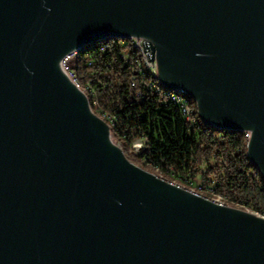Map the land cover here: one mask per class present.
<instances>
[{"label":"water","instance_id":"obj_1","mask_svg":"<svg viewBox=\"0 0 264 264\" xmlns=\"http://www.w3.org/2000/svg\"><path fill=\"white\" fill-rule=\"evenodd\" d=\"M127 36L264 175V0H0V264H264V216L133 163L63 71Z\"/></svg>","mask_w":264,"mask_h":264},{"label":"trees","instance_id":"obj_2","mask_svg":"<svg viewBox=\"0 0 264 264\" xmlns=\"http://www.w3.org/2000/svg\"><path fill=\"white\" fill-rule=\"evenodd\" d=\"M117 40L107 37L81 46L76 51L74 70L81 88L88 82L94 86L98 108L121 118L119 126L110 125V131L127 158L176 183L179 182L169 175L170 171L193 176L201 173L203 185L199 190L192 188L195 192L208 198L219 196L226 205L264 215V175L248 158L245 132L205 124L194 102V117L200 124L198 131L189 129L177 106L167 104L157 108L158 95L148 94L145 102L137 104L134 89L128 82L130 67L120 57L125 46H120ZM104 43L108 48L101 52L99 47ZM129 52L131 56L136 54ZM86 94L93 112L99 115L92 96ZM129 97L132 104L127 102ZM103 120L108 123L107 119ZM140 134L151 140L145 161L140 156L133 157L130 151L131 141ZM201 166L206 170H201ZM210 184L214 185L213 191L207 189Z\"/></svg>","mask_w":264,"mask_h":264},{"label":"built area","instance_id":"obj_3","mask_svg":"<svg viewBox=\"0 0 264 264\" xmlns=\"http://www.w3.org/2000/svg\"><path fill=\"white\" fill-rule=\"evenodd\" d=\"M117 38H118L117 40L118 44L120 46H125V49L123 50V52H121L120 57L123 59L124 63L128 64L130 67L131 73L129 75L128 82H129V87L134 89V95L137 101L136 103L139 104L145 102L148 94L158 95L159 99L156 100L158 104L157 108L167 104H173L177 106L180 110L183 120L189 126V129H193L195 131L200 130V124L194 117V107L192 106L193 102L196 106V101L186 92L181 90H172L168 87H165L161 83L157 73L156 60H151V59L147 60L145 51L141 43L143 37L127 36V37H117ZM107 48L108 45L104 43L99 47V50L101 52H105ZM130 50L136 53L135 56H131V53L129 52ZM76 51L77 50H73L62 57L60 64L63 71L67 74L69 80L73 84H75L79 89L83 90L87 99L88 96L86 92H88L92 96L93 107L95 109H98L100 112L99 115L97 114L96 115L99 116L102 120L104 118L108 120L107 125L109 129H110V125L119 126L121 123V118L119 116H117L116 114L112 113L109 110L106 109L100 110L98 108V97L95 92L94 86H92L90 82H88L84 88H81L79 86L77 80V74L74 70ZM100 85L103 86L102 83H100ZM132 101L133 99H131L130 97L127 100L129 104H132L133 103ZM89 106L92 110L90 103ZM196 110H197V106H196ZM243 131L245 132L247 138L249 139L250 131L248 130H243ZM114 142L117 145H119V143L116 142V140H114ZM130 147H131L130 150L131 155L133 157L140 156V160L145 161L147 158V154L145 153V151L151 149V140L148 136L144 134H140L131 141ZM125 157L127 156L125 155ZM172 182L176 183L174 181ZM176 184L185 187L183 184L182 185L180 183H176ZM189 189L194 191L192 188ZM210 199L217 201L220 204L226 205L220 200L219 196Z\"/></svg>","mask_w":264,"mask_h":264},{"label":"rangeland","instance_id":"obj_4","mask_svg":"<svg viewBox=\"0 0 264 264\" xmlns=\"http://www.w3.org/2000/svg\"><path fill=\"white\" fill-rule=\"evenodd\" d=\"M201 170H206L204 166H201ZM169 175L174 178L175 181L179 182L181 185H189L193 189L199 190L203 185V179L201 177V173L193 176L191 173L185 174H177L175 172L170 171ZM161 176V175H159ZM207 189L212 190L214 189V185L210 184L207 186Z\"/></svg>","mask_w":264,"mask_h":264},{"label":"clouds","instance_id":"obj_5","mask_svg":"<svg viewBox=\"0 0 264 264\" xmlns=\"http://www.w3.org/2000/svg\"><path fill=\"white\" fill-rule=\"evenodd\" d=\"M47 11H51V9H46Z\"/></svg>","mask_w":264,"mask_h":264}]
</instances>
